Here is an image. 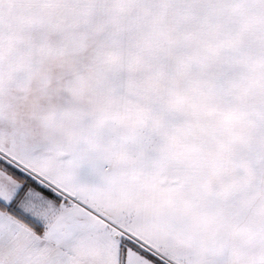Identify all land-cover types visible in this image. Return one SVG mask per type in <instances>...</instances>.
Here are the masks:
<instances>
[{
  "label": "snow or ice",
  "instance_id": "1",
  "mask_svg": "<svg viewBox=\"0 0 264 264\" xmlns=\"http://www.w3.org/2000/svg\"><path fill=\"white\" fill-rule=\"evenodd\" d=\"M0 264H264V0H0Z\"/></svg>",
  "mask_w": 264,
  "mask_h": 264
}]
</instances>
